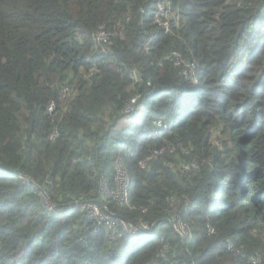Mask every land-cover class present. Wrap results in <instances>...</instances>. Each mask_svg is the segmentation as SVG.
Wrapping results in <instances>:
<instances>
[{
    "label": "trees",
    "instance_id": "1",
    "mask_svg": "<svg viewBox=\"0 0 264 264\" xmlns=\"http://www.w3.org/2000/svg\"><path fill=\"white\" fill-rule=\"evenodd\" d=\"M0 264H264V0H0Z\"/></svg>",
    "mask_w": 264,
    "mask_h": 264
},
{
    "label": "built area",
    "instance_id": "2",
    "mask_svg": "<svg viewBox=\"0 0 264 264\" xmlns=\"http://www.w3.org/2000/svg\"><path fill=\"white\" fill-rule=\"evenodd\" d=\"M164 7H165V6H164V3L161 2L160 5H159V12H158V14H157V17H158V15H159V16H170V12L165 13V12H166V9H165ZM159 21H161V20L159 19ZM101 35H103V34H101ZM101 37H102V36H101ZM103 37H104V36H103ZM103 37H102V38H103ZM135 100H136V98H133V99L131 100L130 104H129V105L127 106V108H126V111H130V110H132ZM120 171L123 172V170H122L121 167H119V173H120ZM123 173H124V172H123ZM124 175H125V174H124ZM125 177H126V175H125ZM127 184H128V180H127V178H126V184H125V188H124V189H126ZM124 189H123V190L120 189V190L124 191ZM95 207H96V206L87 207L86 205H83V206L81 207V209H82V210H86V209H87V210L89 211V214L91 215V211H92V209L95 208ZM104 213H105V212H104ZM105 216H106V214H105ZM107 219H108V218H107V216H106V218H105L104 220H102V223L110 224V223L108 222ZM110 225H112V224H110ZM124 226H126V227H130L132 232H136V231H138V230H145V229L148 228V225L145 224V223H141V224H137V225L128 224V225H124ZM112 227H113V226H112Z\"/></svg>",
    "mask_w": 264,
    "mask_h": 264
},
{
    "label": "rangeland",
    "instance_id": "3",
    "mask_svg": "<svg viewBox=\"0 0 264 264\" xmlns=\"http://www.w3.org/2000/svg\"><path fill=\"white\" fill-rule=\"evenodd\" d=\"M105 35L106 34L104 33L101 36L103 37ZM117 184H118V188H120L122 190L125 188L126 177L122 171H120V173L118 172ZM44 200H45V203L49 202V200L46 197ZM91 216L94 217L95 219H97L100 223H102V220H104L106 218L104 211L102 209H100L99 207H95L92 209ZM107 227H108V229L113 230L112 225L107 224ZM178 228L181 229L179 224H178Z\"/></svg>",
    "mask_w": 264,
    "mask_h": 264
},
{
    "label": "clouds",
    "instance_id": "4",
    "mask_svg": "<svg viewBox=\"0 0 264 264\" xmlns=\"http://www.w3.org/2000/svg\"><path fill=\"white\" fill-rule=\"evenodd\" d=\"M137 99H138V96L136 97V100H137ZM136 100H135V102H136ZM135 102H134V103H135ZM160 126H162V122H158V127H160ZM46 205H48V208H49L50 210H53V208L56 207L55 205H50L49 202L46 203ZM77 205H80V208L82 207V203H78ZM81 210H82V209H81ZM141 223H142V222H138L137 224H141ZM137 224H136V225H137ZM145 224H146V223H145ZM147 225H148V224H147ZM124 227L127 228V229H129L131 235H132L133 237H135V238H137V237H141V236H147V235L152 234V233H153V228H154L153 225H148V228L145 229V230H138V231H136V232H132L130 227H126V226H124ZM108 230H111V229H108Z\"/></svg>",
    "mask_w": 264,
    "mask_h": 264
}]
</instances>
